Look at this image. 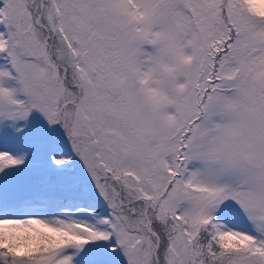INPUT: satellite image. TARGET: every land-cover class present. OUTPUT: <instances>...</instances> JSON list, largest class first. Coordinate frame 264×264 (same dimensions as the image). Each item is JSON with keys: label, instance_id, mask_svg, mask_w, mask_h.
I'll list each match as a JSON object with an SVG mask.
<instances>
[{"label": "snow or ice", "instance_id": "obj_1", "mask_svg": "<svg viewBox=\"0 0 264 264\" xmlns=\"http://www.w3.org/2000/svg\"><path fill=\"white\" fill-rule=\"evenodd\" d=\"M0 264H264V0H0Z\"/></svg>", "mask_w": 264, "mask_h": 264}]
</instances>
